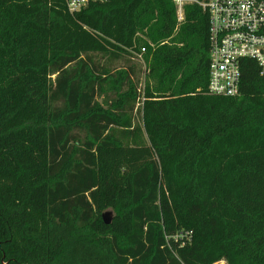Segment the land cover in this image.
Instances as JSON below:
<instances>
[{
	"label": "trees",
	"instance_id": "1",
	"mask_svg": "<svg viewBox=\"0 0 264 264\" xmlns=\"http://www.w3.org/2000/svg\"><path fill=\"white\" fill-rule=\"evenodd\" d=\"M209 61L198 5L0 0V264H264V73Z\"/></svg>",
	"mask_w": 264,
	"mask_h": 264
},
{
	"label": "built area",
	"instance_id": "2",
	"mask_svg": "<svg viewBox=\"0 0 264 264\" xmlns=\"http://www.w3.org/2000/svg\"><path fill=\"white\" fill-rule=\"evenodd\" d=\"M97 0H64L67 11L74 15ZM177 20H184L188 5L202 7L209 16V84L208 93L236 97L241 83V65L255 60L264 73V0H172ZM142 49L137 54L142 61ZM143 62V61H142ZM191 233L176 238L190 237Z\"/></svg>",
	"mask_w": 264,
	"mask_h": 264
},
{
	"label": "rangeland",
	"instance_id": "3",
	"mask_svg": "<svg viewBox=\"0 0 264 264\" xmlns=\"http://www.w3.org/2000/svg\"><path fill=\"white\" fill-rule=\"evenodd\" d=\"M103 62H104V60H103ZM130 65H134L136 67V71H137V74H138L137 79L139 81V89L142 91V96H143V89H144V82H145V75H144L145 74L144 73L145 72V65H144V63L142 61L138 60V58L134 59V56H132L131 60L125 59L124 61L117 62L113 66V68L117 69V68H120V67H124V66L127 67V66H130ZM141 104H142V101L139 102V105H137V106H139V107H137V108H139V110H140ZM134 115H135L134 117H135L136 123L141 124L142 120H141L140 113L138 112L136 114V111H135ZM111 213L114 214V212H111ZM217 264H226V263L220 262V263H217Z\"/></svg>",
	"mask_w": 264,
	"mask_h": 264
},
{
	"label": "water",
	"instance_id": "4",
	"mask_svg": "<svg viewBox=\"0 0 264 264\" xmlns=\"http://www.w3.org/2000/svg\"><path fill=\"white\" fill-rule=\"evenodd\" d=\"M103 221L106 225H109L112 221V213L107 212V213L103 214Z\"/></svg>",
	"mask_w": 264,
	"mask_h": 264
}]
</instances>
